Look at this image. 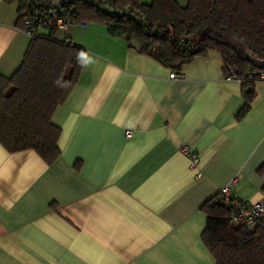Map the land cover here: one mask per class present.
I'll return each mask as SVG.
<instances>
[{"label":"crops","instance_id":"0c3cea01","mask_svg":"<svg viewBox=\"0 0 264 264\" xmlns=\"http://www.w3.org/2000/svg\"><path fill=\"white\" fill-rule=\"evenodd\" d=\"M16 8L0 0V77L18 70L31 41ZM63 37L86 55L52 117L59 156L47 164L0 145V264H216L201 237L203 203L229 185L264 202V82L238 119L243 88L224 79L216 52L170 79L175 70L104 25ZM183 148L198 155L195 169Z\"/></svg>","mask_w":264,"mask_h":264},{"label":"trees","instance_id":"16d2710c","mask_svg":"<svg viewBox=\"0 0 264 264\" xmlns=\"http://www.w3.org/2000/svg\"><path fill=\"white\" fill-rule=\"evenodd\" d=\"M2 1L16 5L18 29L25 32L24 18L34 11L48 24L33 31L18 70L0 77V145L8 153L34 151L47 164L60 154L53 114L79 82L86 55L69 37L57 38L65 34L56 28L62 17L104 25L109 36L175 71L216 52L223 74L233 69L241 79L245 104L238 119L255 98L251 73H264V0H187L185 6L179 0ZM201 211L202 241L216 264H264V223L233 225L219 194Z\"/></svg>","mask_w":264,"mask_h":264},{"label":"built area","instance_id":"2783aa9c","mask_svg":"<svg viewBox=\"0 0 264 264\" xmlns=\"http://www.w3.org/2000/svg\"><path fill=\"white\" fill-rule=\"evenodd\" d=\"M54 5L55 2H50L49 6L52 7ZM46 24H48V18L42 12L34 11L29 13L24 18L25 33L31 37L35 28L42 27ZM86 25V23L77 24L74 20L63 17L56 21V28L61 32H65L73 26L86 27ZM251 76L254 77L257 82H264V73L255 72L251 73ZM169 78L182 79L183 74L181 71H174L169 75ZM224 79L227 81L241 82L240 77L233 69H228L226 73H224ZM129 136L130 133L126 132V137ZM181 152L187 155L190 160V167L195 169L198 163V155L188 151L186 148H183ZM196 176L200 177L199 174ZM218 194L222 205L228 209L229 219L233 225L254 228L259 223H264V202L246 203L242 201L232 195L231 185L222 188Z\"/></svg>","mask_w":264,"mask_h":264},{"label":"rangeland","instance_id":"374dc122","mask_svg":"<svg viewBox=\"0 0 264 264\" xmlns=\"http://www.w3.org/2000/svg\"><path fill=\"white\" fill-rule=\"evenodd\" d=\"M179 2H180V4H181L182 6H185L186 3H187V0H179ZM61 37H62V33H58V34H57V38H61Z\"/></svg>","mask_w":264,"mask_h":264},{"label":"water","instance_id":"95a60500","mask_svg":"<svg viewBox=\"0 0 264 264\" xmlns=\"http://www.w3.org/2000/svg\"><path fill=\"white\" fill-rule=\"evenodd\" d=\"M62 1H65V0H60L59 3L62 2Z\"/></svg>","mask_w":264,"mask_h":264}]
</instances>
